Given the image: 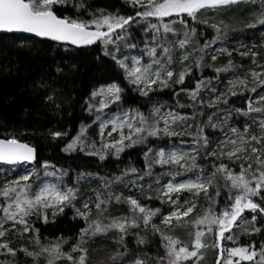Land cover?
<instances>
[{
	"label": "snow or ice",
	"instance_id": "1",
	"mask_svg": "<svg viewBox=\"0 0 264 264\" xmlns=\"http://www.w3.org/2000/svg\"><path fill=\"white\" fill-rule=\"evenodd\" d=\"M248 2L250 0H124L133 9V14L123 15L119 12L106 13L104 10L89 12L83 0H0V34H9L8 39L13 41L35 38L40 42H54L63 46L65 51L69 50L68 46L83 49L97 45L99 55L95 59L101 63L105 59L112 62L114 70L121 72L123 79L141 97L174 89L176 85H183L186 77L194 71L201 73L194 89L181 88L173 93L178 97L185 92L191 103L181 104L177 100L173 106L157 101L147 115L139 109L123 108L107 114L105 109L122 103L124 87L117 82H108L92 88L83 99L82 108L93 119L90 124L82 123L61 151L67 154L79 151L86 156H95L102 162L109 156L119 159L127 148L146 146L149 138L160 140L191 136L193 144L190 150L174 145L148 147L144 152L143 172L130 167L111 180L101 178V186L90 188L93 195L87 198H83L85 190L81 185L82 182H90L95 174L78 172L75 181L69 184L65 180L68 176L66 170L57 169L47 161L39 168L35 167L39 164L37 147L19 139L26 133L27 127L23 130L12 127L9 130L4 126L3 135L0 136V164L13 167L33 165V168L25 169L18 179L0 187V196L4 198V204L0 206L3 212L0 216V239L9 232L19 235L21 239L31 232L33 249L29 250L24 245L16 249L10 246L11 241L3 240L0 242V250H3L0 254L15 257L19 251L32 258L35 264H39L41 257L46 264H56L61 259L68 264H87L89 250L84 245L98 236L107 237L115 231L118 235L113 242L117 247L109 256L111 264H201L204 250L208 248L219 250L215 264H264V240L259 244L246 241L241 246L239 235L233 231L238 228L243 234H260L264 238V106L254 107L249 99L246 111L228 107L230 97L243 95L244 91L256 93L257 87H264V53L257 51V48L264 47V43L243 46L246 50L239 52V55L250 59L254 67L228 79L226 91L217 92L221 74L233 72L239 67L234 64L232 51L227 47H213L226 40L228 25L223 20L219 26L210 24L215 35L205 39L202 46L195 26L208 25L206 17L209 12L228 10ZM58 7L71 8L73 14L69 16L58 12ZM85 15L89 18H85ZM257 25H264V0L261 11L246 27L254 28ZM136 27L140 29V37L134 34ZM169 34L176 40H169ZM214 53L227 55V63L216 65L218 55ZM206 55L211 56L212 63L206 61ZM176 64L180 66L178 72L173 67ZM206 68L212 69L215 78L204 77ZM78 73L79 67L75 61H54L30 82L28 94L39 105V110L33 114L49 121L43 128H33V134H40L52 141L68 136V129L62 121L72 114L69 109L77 103L74 81ZM249 77L253 82L250 88ZM213 79L216 83H213ZM238 89L242 91L238 92ZM205 92L209 95L207 100L202 98ZM257 94L259 100L264 101V95ZM165 107L169 110L163 111ZM185 107L192 109L191 117L174 110ZM204 108L217 111L207 114ZM27 112L25 109V114ZM220 112H223L222 116ZM233 112L241 116L255 112L261 114V118L257 121L255 117H250L251 122L245 120L242 127H237L230 123ZM197 116H206V119L195 123L193 133L189 131L193 127L190 121H195ZM36 123L39 124L40 120L37 119ZM93 124L98 126L99 146L88 135V129ZM208 129L218 131L220 136L211 139L206 134ZM113 133H118V138H111ZM184 143L182 140L181 144ZM213 158L219 163L213 162L210 167L199 162ZM225 158L230 164L224 162ZM237 161H240L239 170L233 171ZM155 165L162 168L166 165L177 166L183 171L169 170L156 175ZM41 169L45 179H41ZM187 173H192L194 178L176 180L177 176ZM154 175L153 182L159 186L155 189V198L162 204L171 205L167 214H162L159 208L143 206L138 197L124 196L113 190V185L125 184L130 189L138 188L144 192L145 185L138 181ZM165 175L171 178L161 184ZM129 176L134 179L125 181V177ZM147 188L152 190V183ZM185 192L190 195L181 200L180 194ZM222 194L225 196L224 206L218 208ZM152 198L150 195L146 197ZM78 200L79 207L76 204ZM201 201L207 206L194 218L186 219ZM113 203L127 204L130 215L117 217L108 214ZM69 207L73 209V219H82L86 225L80 229L78 241L69 252L63 251L62 245L66 243L63 240L42 244L39 229L34 227L31 217L35 216L47 224L51 209V220L55 222V218ZM157 215L160 216L159 224L154 222ZM257 224L260 226L257 227ZM160 225H164V228ZM188 225L195 229L194 233H188L193 237L190 246L165 230L186 228ZM130 229L138 230L134 233L136 252L126 243ZM150 234L159 235L160 246L164 250L162 254L157 250L149 256L147 251L140 250L152 243L148 238ZM207 234L214 237L211 244L204 240ZM222 241L230 244H222Z\"/></svg>",
	"mask_w": 264,
	"mask_h": 264
},
{
	"label": "trees",
	"instance_id": "2",
	"mask_svg": "<svg viewBox=\"0 0 264 264\" xmlns=\"http://www.w3.org/2000/svg\"><path fill=\"white\" fill-rule=\"evenodd\" d=\"M85 6L88 8L89 12L104 10L106 13H117L123 15L133 14V9L124 3V0H83ZM262 0H250L248 3H241L237 6H233L228 10H218L215 13L209 12L206 19L208 20V25L206 24H197V36L199 38V43L202 46L205 39H211L215 32L209 26L210 24L220 25V21L223 20L225 25H228L227 38L221 42H218L214 45V48L220 46L227 47L232 51V59L234 64L239 66L233 72L222 73L221 82L217 87V92L226 91L228 87V79L232 78L234 75H239L243 73L246 69H251L254 66L248 58H241L239 52L245 51L244 45H261L264 43V36L260 34L261 30H264V25H257L254 28H248L246 25L250 22H253L256 14L261 11ZM58 12L64 13L71 16L73 10L71 8L65 9L63 7L57 8ZM85 18H89L85 15ZM190 21V18H189ZM191 23V21H190ZM179 28L180 25L177 24ZM134 34L139 36L138 28H134ZM9 34H0V136L3 135V127L7 126L9 130L12 127H20L22 130L27 127V131L24 135H21L19 139L22 142H27L34 144L38 149V159L39 164L35 167L39 168L40 164L47 161L50 165H55L57 169H64L68 172V176L65 177L66 182L71 184L75 181L76 174L78 172H89L95 174V178L91 179L90 182H82V188L85 190L83 198L92 196L93 193L89 190L90 188H98L101 186V178H107L111 180L115 176H120L124 170L135 167L140 172L145 170V159L144 152L147 151L148 147H161V146H185L190 149V146L193 144L191 136L183 137H172L171 139L164 138L160 140L149 138L147 145H137L132 148H127L124 152L120 154L119 159L114 156H109L106 160L100 161L95 156H86L82 152H73L67 154L61 151L62 147L72 139V137L78 131L80 125L90 124L93 117L89 116L86 111L82 108V101L86 98L87 94L92 90L93 87H98L100 83L108 82H117L125 91L123 93V101L121 104H113V106L118 105L121 108L126 110L128 109H139L145 115L148 114L151 106L159 101L160 103H166L167 105H175L176 101L179 100L181 104H189L191 101L188 99L185 92H181L180 95L174 96V91H179L181 88L185 89H194L197 79L200 77L201 73L194 71L191 76L186 77L185 83L183 85H176L174 89H165L163 92H156L151 94L150 97H141L138 92L123 79V74L117 70H114L112 62L104 60L103 63L97 61L95 57L99 55V47L94 45L90 48L75 49L72 46H68L67 51L63 49V46L58 45L54 42H40L35 38L30 40H19L13 41L8 39ZM182 38V37H181ZM169 40L175 41L176 37H173L169 34ZM22 45V47H21ZM238 49V51H234ZM257 51L264 53V47L257 48ZM218 55V59L215 62L216 65L226 64L228 61L227 55ZM259 59V57H258ZM65 61L72 62L75 61L79 67V73L75 77V99L77 103L69 111H71L70 116H65L63 118L62 124L65 128L68 129V136L61 138L57 141H52L50 138H45L40 134H33V128H43L47 126L49 121L45 120L43 116L36 117L33 113L39 110V105L37 101L28 94V89L30 82L36 79L42 72V70L49 64H52L54 61ZM206 61L212 63L211 56L206 55ZM173 67L178 72L180 69L179 64L173 65ZM204 77H213L215 78V73L212 69L206 68L203 73ZM175 79V77H174ZM213 83H216L213 79ZM253 82L249 77L248 87H252ZM242 89H238V92ZM264 87H257V92L253 93L250 91H244L243 95H236L229 98L228 107H238L246 111L248 107L249 99H251L254 107L264 106V101L259 100L257 93L263 92ZM202 98L207 100L209 98L208 93H202ZM25 109L28 110L25 114ZM163 111H168L169 108L165 107ZM175 111H178L182 115L192 116L193 111L191 108H175ZM217 111L216 109L204 108V112L207 114H212ZM221 116L223 112L219 113ZM261 116L259 113H250L249 116H241L232 113L233 119L230 121L234 126L242 127L245 120L250 121V117L257 118ZM37 119L40 120V123H36ZM206 119L205 117L197 116L195 121H190L193 124V127L189 130L195 133V123ZM258 120V119H257ZM253 131L255 128L253 127ZM206 134L211 138L215 139L217 136H220L218 131H212L211 129L206 130ZM88 135L91 139L97 141V146H99V135H98V126L93 124L88 129ZM111 138H118L117 134H112ZM106 137V139H111ZM186 143L181 144V141ZM202 164H206L209 167L211 163H219L214 158L209 161L201 160L199 161ZM224 162L230 164V162L225 158ZM240 161H237L236 165L233 166V171H238ZM12 168L10 166L0 165L1 169ZM33 168V165H20L13 167L14 173H20L24 169ZM12 170V169H11ZM172 171H183L178 169L177 166L166 165L163 168L159 165L154 166V173L156 175L161 172ZM51 171V169H49ZM43 174V170H40V175ZM192 175V173H187L176 177V180L185 179L187 176ZM5 173L0 171V187H3V183L8 181L5 177ZM171 177L165 175L161 179V184L166 183ZM35 180V178H33ZM44 179V178H43ZM134 179V177L129 176L125 177V181ZM155 175L152 177L145 176L143 180L138 181L139 184L145 185L144 192H141L136 188L126 187L125 184H115L113 185V190L117 193H123L124 196L138 197L140 203L143 206H146L150 209L159 208L162 214H167L170 211L171 205L168 203H161L159 199L155 198L157 193L155 189L159 187L155 183H152V190L147 188V185L150 182H153ZM39 183L40 181H35ZM152 196V199H146L147 196ZM175 195V194H174ZM181 200L184 197L189 196V193H182ZM225 196L219 198L220 204L218 208H223ZM4 198L0 196V206H3ZM77 207L80 206V201H76ZM207 205L201 201L198 204L197 209L191 214L189 218L192 219L196 215L202 212V209ZM95 213V209H93ZM111 216H127L129 213V206L127 204H115L111 206L109 213ZM3 215V212L0 211V216ZM73 209L65 208L64 213L59 214L55 218V222L51 220V209H49V223L44 224L42 220H37L35 216L31 217V220L34 222V227L39 229V238L42 244H53L58 240L66 241L63 243V251L69 252L71 247L78 241L80 229L84 228L85 222L82 219L76 218L73 219ZM249 215V213H246ZM160 216L157 215L154 217V222L159 224ZM9 225H6L8 227ZM257 227L260 225L257 224ZM161 228H164V225H160ZM250 227V225H249ZM169 234L179 237L185 243L191 245V240L193 237L189 236V232L195 231V229L188 225L186 228H176L175 230L168 228L165 229ZM130 234L126 237V243L133 252L138 251L137 245L135 242L134 233L137 232V229H130ZM234 232L237 233L240 237V244L243 246L246 241H255L257 244L262 242L264 238L260 234L247 235L243 234L240 229L234 228ZM118 233L115 231L110 232L107 237L98 236L92 241H89L84 247H87L88 252V261L87 264H111L109 260L110 254L114 253L116 250V244L113 242V238L116 237ZM141 235L143 232L141 231ZM227 235V233H226ZM32 233L29 232L24 234L23 238L19 235L9 232L6 237L0 239V242L3 240L11 241L10 246L18 249L21 245L27 246L29 250L33 249V244L30 242ZM149 240L152 241L147 247H142L140 250L147 251L149 256L153 255L157 250L163 253V248L160 246V237L159 235L153 236L149 235ZM213 235L207 234L204 237L206 243L211 244L213 242ZM222 244L230 242L222 241ZM259 252V247L256 249ZM218 249L208 248L204 250V259L201 261V264H215ZM3 250H0L2 253ZM75 255V254H74ZM131 257H129L130 259ZM35 264L32 258L27 257L22 252H17L15 257L6 256L0 254V264ZM39 264H46V261L43 257L40 258ZM56 264H68L64 259H61L56 262ZM242 264H250V262H242Z\"/></svg>",
	"mask_w": 264,
	"mask_h": 264
},
{
	"label": "rangeland",
	"instance_id": "3",
	"mask_svg": "<svg viewBox=\"0 0 264 264\" xmlns=\"http://www.w3.org/2000/svg\"><path fill=\"white\" fill-rule=\"evenodd\" d=\"M138 28V27H137ZM138 32H139V36H137V37H140L141 36V32H140V29L138 28ZM260 34L262 35V36H264V30H261L260 31ZM145 59H147V58H145ZM257 71H259V69H256ZM251 78V77H250ZM259 94L260 95H264V91L263 92H259ZM120 108L121 107H119L118 105H115V106H111V108L110 109H105V113H107V114H112V113H116V112H118L119 110H120ZM124 109V108H123ZM126 110V109H125ZM260 118H261V116H258L257 118H256V120L257 121H259L260 120ZM254 128H255V126H254ZM108 130H110V126H109V129ZM256 130V129H255ZM124 131H125V133H127V128H125L124 129ZM114 134V133H113ZM117 134V136H118V133H116ZM180 147H183L185 150H190V149H188V148H186L185 146H180ZM12 169V170H11ZM28 170H31L32 168H27ZM1 171V173H5L6 174V176L5 177H7V179H8V181H6V182H9V181H11V180H13V179H18V177H19V175L20 174H22L24 171H25V169L22 171V172H20V173H14V171H13V167L12 168H7V169H1L0 170ZM188 177H193L194 178V176H193V174L192 175H189V176H187L185 179H187ZM44 177H43V174L41 175V179H43ZM45 179V178H44ZM155 180V179H154ZM183 180V179H182ZM6 182H4L3 183V185L6 183ZM150 183H154V182H150ZM136 189H138V188H136ZM174 195V194H173Z\"/></svg>",
	"mask_w": 264,
	"mask_h": 264
},
{
	"label": "water",
	"instance_id": "4",
	"mask_svg": "<svg viewBox=\"0 0 264 264\" xmlns=\"http://www.w3.org/2000/svg\"><path fill=\"white\" fill-rule=\"evenodd\" d=\"M2 35V34H1ZM17 35H19V34H17ZM0 165H2V164H0ZM5 166H8V165H5ZM13 167V166H12Z\"/></svg>",
	"mask_w": 264,
	"mask_h": 264
}]
</instances>
